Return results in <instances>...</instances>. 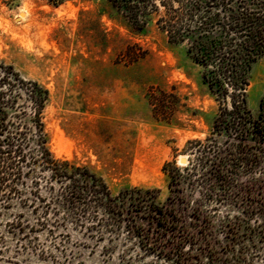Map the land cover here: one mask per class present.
I'll return each mask as SVG.
<instances>
[{
    "label": "rangeland",
    "instance_id": "obj_1",
    "mask_svg": "<svg viewBox=\"0 0 264 264\" xmlns=\"http://www.w3.org/2000/svg\"><path fill=\"white\" fill-rule=\"evenodd\" d=\"M186 51L184 44H170L154 19L136 30L104 0L57 7L0 0V60L48 91L42 122L49 151L100 177L112 196L140 188L153 191L148 198L158 205L166 203L174 193L164 165L184 169L191 158L186 142L209 134L217 105ZM249 81L246 104L257 114L263 58L253 64ZM158 90L178 98L168 123L154 119L148 103ZM183 156L185 165L179 163ZM180 181L189 202L183 222L192 236L181 254L171 243L145 247L123 219L106 231L91 228L87 216L73 214L62 201L46 214L13 203L0 211V264H264L258 213L245 214L240 198L222 200L217 186L197 184L184 173ZM196 207L199 218L189 213ZM15 218L21 222L11 226ZM132 220L148 227L140 217Z\"/></svg>",
    "mask_w": 264,
    "mask_h": 264
},
{
    "label": "trees",
    "instance_id": "obj_2",
    "mask_svg": "<svg viewBox=\"0 0 264 264\" xmlns=\"http://www.w3.org/2000/svg\"><path fill=\"white\" fill-rule=\"evenodd\" d=\"M43 1L57 7L68 0ZM104 1L136 30L154 19L170 44L186 45V53L201 68V83L217 105L209 134L186 142L191 158L184 169L164 165L174 193L166 203L158 205L148 198L153 191L140 188L112 196L100 177L49 151L42 122L48 91L0 60V211L17 203L33 213L39 207L46 214L55 201H62L73 214L87 216L91 228L107 231L110 222L123 219L135 226L145 247L162 249L171 243L181 254L192 237L182 214L189 202L178 187L184 173L197 184L217 186L222 200L240 198L245 214L258 213L264 221V89L257 114L246 104L249 71L264 59V0ZM131 49L124 53L129 56ZM176 101L172 92L158 90L149 96L154 119L168 123ZM189 213L195 218L201 214L197 207ZM134 217L146 220L148 227L135 224ZM14 222L21 221L15 218L11 226Z\"/></svg>",
    "mask_w": 264,
    "mask_h": 264
},
{
    "label": "water",
    "instance_id": "obj_3",
    "mask_svg": "<svg viewBox=\"0 0 264 264\" xmlns=\"http://www.w3.org/2000/svg\"><path fill=\"white\" fill-rule=\"evenodd\" d=\"M179 163L181 164V165H185L186 163H187V158L186 157H181L180 159H179Z\"/></svg>",
    "mask_w": 264,
    "mask_h": 264
},
{
    "label": "bare ground",
    "instance_id": "obj_4",
    "mask_svg": "<svg viewBox=\"0 0 264 264\" xmlns=\"http://www.w3.org/2000/svg\"><path fill=\"white\" fill-rule=\"evenodd\" d=\"M55 143H56V145L55 146H57V152H60V147L57 145V136H55Z\"/></svg>",
    "mask_w": 264,
    "mask_h": 264
}]
</instances>
